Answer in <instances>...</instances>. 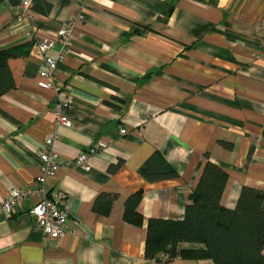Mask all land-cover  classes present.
<instances>
[{"label": "crops", "instance_id": "1", "mask_svg": "<svg viewBox=\"0 0 264 264\" xmlns=\"http://www.w3.org/2000/svg\"><path fill=\"white\" fill-rule=\"evenodd\" d=\"M19 1L0 0V50L18 85L0 96V200L36 195L0 211V264H215L148 258L147 226L184 219L207 162L228 173L225 208L244 186L264 191V0H32L30 18L18 17ZM61 28L69 53H43L36 39ZM47 57L59 61L57 89L40 86ZM68 101L72 128L55 123ZM53 131L62 163L42 185L39 146ZM93 146L102 148L77 166ZM162 160L175 175L154 174ZM138 191L142 221L132 223L125 204ZM57 193L71 212L68 232L51 239L30 210ZM102 194L116 196L108 214L95 209Z\"/></svg>", "mask_w": 264, "mask_h": 264}, {"label": "trees", "instance_id": "2", "mask_svg": "<svg viewBox=\"0 0 264 264\" xmlns=\"http://www.w3.org/2000/svg\"><path fill=\"white\" fill-rule=\"evenodd\" d=\"M12 55L0 50V96L16 89L17 81L10 65ZM157 158L159 156L155 155ZM155 156L141 169L150 173ZM163 171L154 174L175 175V170L162 160ZM228 173L207 162L199 183L190 195L185 217L152 218L148 221L146 256L170 261L178 256L186 259H212L215 264H264V191L244 186L235 209H227L221 198ZM143 192L132 194L125 204L124 217L141 223L137 210ZM116 196L102 194L95 202L98 212L108 214ZM182 243L203 244L205 248H180Z\"/></svg>", "mask_w": 264, "mask_h": 264}, {"label": "built area", "instance_id": "3", "mask_svg": "<svg viewBox=\"0 0 264 264\" xmlns=\"http://www.w3.org/2000/svg\"><path fill=\"white\" fill-rule=\"evenodd\" d=\"M83 5H87L88 0H81ZM32 0H20L17 8V14L19 18H30V9ZM260 29L264 31V21L260 24ZM30 36L35 39L34 33H30ZM70 41V31L66 28H61L57 34L56 39H43L36 43L43 53L51 49L60 47L62 54H68L66 49L67 44ZM59 61L51 57H47L44 64L40 68L39 75L43 78L49 79L48 82H40V86L44 89H57L56 78L58 75ZM72 101L59 102L55 107L56 125L65 126L68 128L73 127L72 121L64 114L63 109L67 104H71ZM122 134L127 133V129L121 130ZM58 139L56 131L50 133L39 146V158L41 161L42 175L39 177V182L44 185L46 180L50 177H54L61 166L58 153L54 149L55 142ZM101 146L90 147L85 153L78 156L75 164L80 167H86L89 156L95 155L101 150ZM41 192L44 193V188H41ZM36 195V191L32 189H13L0 200V211L5 212L11 216L17 213L25 199H30ZM64 198L63 194L57 193L51 198H44L39 201L30 210V213L35 217L37 225L44 231V233L51 239H60L68 232L70 208L68 205L61 207L60 201Z\"/></svg>", "mask_w": 264, "mask_h": 264}]
</instances>
